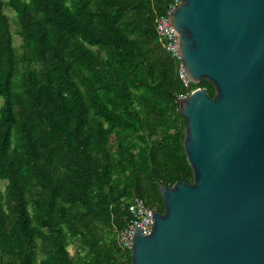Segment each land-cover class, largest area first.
Returning a JSON list of instances; mask_svg holds the SVG:
<instances>
[{
  "label": "trees",
  "instance_id": "16d2710c",
  "mask_svg": "<svg viewBox=\"0 0 264 264\" xmlns=\"http://www.w3.org/2000/svg\"><path fill=\"white\" fill-rule=\"evenodd\" d=\"M173 1L0 0V264H131L128 203L193 182Z\"/></svg>",
  "mask_w": 264,
  "mask_h": 264
},
{
  "label": "water",
  "instance_id": "95a60500",
  "mask_svg": "<svg viewBox=\"0 0 264 264\" xmlns=\"http://www.w3.org/2000/svg\"><path fill=\"white\" fill-rule=\"evenodd\" d=\"M193 182L159 183L163 213L132 228L131 264H264V0H180L169 13Z\"/></svg>",
  "mask_w": 264,
  "mask_h": 264
},
{
  "label": "built area",
  "instance_id": "2783aa9c",
  "mask_svg": "<svg viewBox=\"0 0 264 264\" xmlns=\"http://www.w3.org/2000/svg\"><path fill=\"white\" fill-rule=\"evenodd\" d=\"M180 0H174L165 15L157 16L155 19V30L159 38V42L163 49L169 53L174 59L179 61L178 76L185 88H189L192 83L185 72L182 70V62L178 53L177 33L169 21V13L175 9ZM192 91H190L191 93ZM179 96L177 102L186 99L189 94ZM129 213V221L117 234V243L123 251L130 252L133 245L132 228H138L143 235H149L154 226L152 217L153 208L145 205L144 201L139 198H133L127 205Z\"/></svg>",
  "mask_w": 264,
  "mask_h": 264
},
{
  "label": "rangeland",
  "instance_id": "374dc122",
  "mask_svg": "<svg viewBox=\"0 0 264 264\" xmlns=\"http://www.w3.org/2000/svg\"><path fill=\"white\" fill-rule=\"evenodd\" d=\"M16 44H18L19 43V41L18 40H16V42H15ZM1 104H2V99L0 98V107H1ZM131 252V251H130Z\"/></svg>",
  "mask_w": 264,
  "mask_h": 264
}]
</instances>
